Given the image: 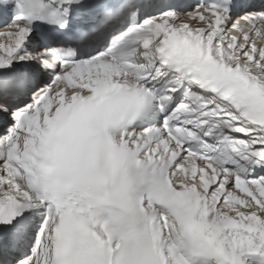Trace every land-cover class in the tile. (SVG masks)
<instances>
[{
	"label": "snow or ice",
	"instance_id": "1",
	"mask_svg": "<svg viewBox=\"0 0 264 264\" xmlns=\"http://www.w3.org/2000/svg\"><path fill=\"white\" fill-rule=\"evenodd\" d=\"M0 19V264H264V0Z\"/></svg>",
	"mask_w": 264,
	"mask_h": 264
}]
</instances>
